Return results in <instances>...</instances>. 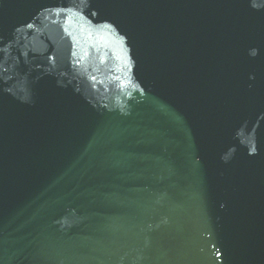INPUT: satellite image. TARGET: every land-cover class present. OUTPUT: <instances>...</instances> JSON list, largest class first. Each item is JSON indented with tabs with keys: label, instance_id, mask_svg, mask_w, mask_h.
Returning <instances> with one entry per match:
<instances>
[{
	"label": "water",
	"instance_id": "1",
	"mask_svg": "<svg viewBox=\"0 0 264 264\" xmlns=\"http://www.w3.org/2000/svg\"><path fill=\"white\" fill-rule=\"evenodd\" d=\"M0 264H264V0H0Z\"/></svg>",
	"mask_w": 264,
	"mask_h": 264
}]
</instances>
